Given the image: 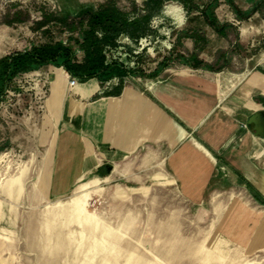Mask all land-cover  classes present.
<instances>
[{
	"label": "rangeland",
	"instance_id": "obj_1",
	"mask_svg": "<svg viewBox=\"0 0 264 264\" xmlns=\"http://www.w3.org/2000/svg\"><path fill=\"white\" fill-rule=\"evenodd\" d=\"M105 1L0 0V59L61 41L73 47L76 61H82V52L73 41L68 43L71 35L78 38L77 32L71 34L56 19L76 22L82 10ZM114 1L129 12L132 3L141 7L145 0ZM178 7L182 8L169 2L163 12L181 16ZM257 12L263 20L257 31L253 28L241 39L236 30L242 25L224 22L230 26L227 38L207 40L206 45L213 41L217 48L214 54L206 51L210 64H205L213 71L246 72L249 56L264 53V5ZM182 15L186 22L153 23L163 39L149 37L138 44L122 39L117 50L107 53L108 63L140 68L146 75L164 59H170L166 68L184 66L176 59L179 43L198 23L193 20L196 14L183 10ZM194 45L198 46L192 53L199 59L206 45L200 41ZM59 70L64 71L47 64L19 73L0 95V264H264V252L245 254L220 238L209 199L204 206L188 203L164 166L143 165L140 159L138 166L108 164L109 173L101 167L66 193H50L55 136L50 97L52 73ZM116 83L114 79L111 85Z\"/></svg>",
	"mask_w": 264,
	"mask_h": 264
},
{
	"label": "crops",
	"instance_id": "obj_2",
	"mask_svg": "<svg viewBox=\"0 0 264 264\" xmlns=\"http://www.w3.org/2000/svg\"><path fill=\"white\" fill-rule=\"evenodd\" d=\"M220 1L215 10L220 24L242 25L236 30L241 39L257 31L263 21L257 11L240 19ZM232 1L248 13L257 0ZM166 19L181 23L170 11L160 18ZM193 20L204 46L210 37L228 36L218 35L198 14ZM212 42L199 52L207 64L206 51L217 50ZM181 45V54L198 46L189 38ZM249 57V70L240 74L165 68L154 78L126 79L116 96L104 94L107 86L96 79L70 89L66 72L52 73L50 193L64 194L108 164L138 166L140 159L143 165L164 166L191 205L204 206L209 199L220 238L245 254L264 252V137L248 125L252 116L264 113V53Z\"/></svg>",
	"mask_w": 264,
	"mask_h": 264
},
{
	"label": "trees",
	"instance_id": "obj_3",
	"mask_svg": "<svg viewBox=\"0 0 264 264\" xmlns=\"http://www.w3.org/2000/svg\"><path fill=\"white\" fill-rule=\"evenodd\" d=\"M169 2L180 4L186 15L198 14L218 35L225 36L229 25H221L216 16L215 10L219 0H145L141 7L132 3L131 11L126 12L120 9L114 0H107L99 4L95 9L86 8L77 15V21H67L61 17L57 20L59 26L67 29L71 34L77 32L78 38L73 35L68 38V43L74 45L82 52L83 60L76 61L73 47L64 45L61 41L48 42L32 47L25 52L13 53L0 59V95L6 89L9 82L19 73L28 72L41 66L52 64L63 68V70L78 82L89 79H96L100 86H107L104 94L119 95L124 81L130 77L154 78L164 70L170 59H164L162 63L150 74L146 75L140 68L128 69L118 62L107 61V53L117 50L121 40L126 39L130 43L138 44L140 40L152 37L162 39L159 29L153 27V23L162 18L164 6ZM233 12L240 19H246L249 15L264 5V0L248 13L239 10L231 0H226ZM194 43L205 44V38L197 32L183 35ZM181 46V43H179ZM129 52H132L129 50ZM176 59L182 65L192 68H204L213 71L214 68L198 59L195 53L176 54ZM116 79V85L111 82ZM250 193L257 198V194L250 190Z\"/></svg>",
	"mask_w": 264,
	"mask_h": 264
},
{
	"label": "water",
	"instance_id": "obj_4",
	"mask_svg": "<svg viewBox=\"0 0 264 264\" xmlns=\"http://www.w3.org/2000/svg\"><path fill=\"white\" fill-rule=\"evenodd\" d=\"M262 121H264V113L260 112L256 115L252 116L250 120L248 121V125L253 126V130L255 132V135L264 137V125L262 124ZM112 170V167L110 165L105 166V171L109 173Z\"/></svg>",
	"mask_w": 264,
	"mask_h": 264
},
{
	"label": "built area",
	"instance_id": "obj_5",
	"mask_svg": "<svg viewBox=\"0 0 264 264\" xmlns=\"http://www.w3.org/2000/svg\"><path fill=\"white\" fill-rule=\"evenodd\" d=\"M67 81H68V87L71 89L73 87H75L78 83V81L74 78H71L69 75H67ZM244 128H246V126L243 125Z\"/></svg>",
	"mask_w": 264,
	"mask_h": 264
},
{
	"label": "clouds",
	"instance_id": "obj_6",
	"mask_svg": "<svg viewBox=\"0 0 264 264\" xmlns=\"http://www.w3.org/2000/svg\"><path fill=\"white\" fill-rule=\"evenodd\" d=\"M177 11L181 13V22H183V21H182L183 9L178 7V8H177Z\"/></svg>",
	"mask_w": 264,
	"mask_h": 264
},
{
	"label": "bare ground",
	"instance_id": "obj_7",
	"mask_svg": "<svg viewBox=\"0 0 264 264\" xmlns=\"http://www.w3.org/2000/svg\"><path fill=\"white\" fill-rule=\"evenodd\" d=\"M86 186H87V185H85V186H82V187H80L79 189H81V190H82V189H83L84 187H86Z\"/></svg>",
	"mask_w": 264,
	"mask_h": 264
}]
</instances>
